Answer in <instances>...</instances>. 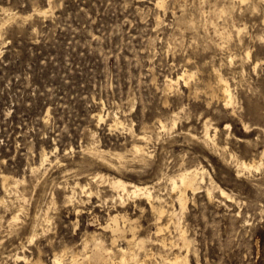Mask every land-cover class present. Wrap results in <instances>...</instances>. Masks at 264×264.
Listing matches in <instances>:
<instances>
[{"label":"rangeland","instance_id":"rangeland-1","mask_svg":"<svg viewBox=\"0 0 264 264\" xmlns=\"http://www.w3.org/2000/svg\"><path fill=\"white\" fill-rule=\"evenodd\" d=\"M262 22L264 0H0V264H29L16 255L34 260L38 249L39 264H53L56 252L66 264L76 254L110 264L94 243L117 254L127 247L123 237L113 244L106 227L117 211L148 240L144 250L133 244L147 264L185 255L183 231L192 239L189 264H264ZM187 69V82L166 80ZM221 73L232 89L228 105ZM206 123L213 142L204 137ZM138 133L147 139L138 142ZM136 141L150 153L146 162ZM261 158L259 169L236 173L237 159ZM196 166L205 181L186 190L181 213L170 177ZM210 176L218 186L211 198ZM116 178L151 186L167 209L163 217L142 195L120 199ZM165 237L177 245H161ZM87 241L89 249L81 248Z\"/></svg>","mask_w":264,"mask_h":264},{"label":"bare ground","instance_id":"bare-ground-1","mask_svg":"<svg viewBox=\"0 0 264 264\" xmlns=\"http://www.w3.org/2000/svg\"><path fill=\"white\" fill-rule=\"evenodd\" d=\"M203 1V0H202ZM240 1V0H239ZM224 2V1H223ZM245 2H247V3H249L248 1H245ZM256 2V1H255ZM158 3H162V1H158ZM202 3H204V2H202ZM259 3V2H258ZM257 3V4H258ZM184 4V3H183ZM233 4V3H232ZM230 5H231V3H230ZM222 6V5H221ZM226 6V5H225ZM258 6V5H257ZM180 7V6H179ZM252 7V6H251ZM235 8V6L233 7V9ZM218 9V8H217ZM223 9L224 8H222V11H223ZM226 9V8H225ZM45 10V9H44ZM221 10V9H220ZM220 10L218 9V11H219V13H220ZM46 11V10H45ZM48 11V10H47ZM180 11V10H179ZM216 11V10H215ZM226 11V10H225ZM227 11H228V9H227ZM234 11V10H233ZM42 12H43V9H42ZM175 12V11H174ZM44 13V12H43ZM217 13V12H216ZM219 13H217V14H219ZM225 13V12H224ZM227 13V12H226ZM176 14V13H175ZM29 15V14H28ZM204 15H205V13H204ZM224 15V14H223ZM30 16V15H29ZM218 16V15H217ZM220 16V15H219ZM231 17V16H230ZM225 19H226V17H225ZM160 20V19H159ZM204 20H205V18H204ZM7 21V20H6ZM191 21V20H190ZM210 21H212L211 19H210ZM218 21H219V18H218ZM263 21V20H262ZM5 22V21H4ZM183 22V24H185L184 23V21H182ZM182 22H181V24H182ZM192 22V21H191ZM209 22V21H208ZM233 22L234 21H232V22H230L231 24H232V26L234 27V25H233ZM190 23V22H189ZM194 23V22H193ZM213 23V22H212ZM221 23V22H220ZM225 23V22H224ZM264 22H262V24H263ZM216 25V24H215ZM219 25V24H218ZM223 25H225V24H223ZM228 26V25H227ZM235 27H237V26H235ZM179 28V27H178ZM217 28V27H216ZM225 28V27H224ZM183 29V28H182ZM203 29V28H202ZM219 29V28H218ZM217 29V30H218ZM226 29V28H225ZM225 29H224V31H225ZM183 30H185V28L183 29ZM207 30V29H206ZM237 30H239V31H241L242 29H241V27L239 28L238 27V29ZM238 31V32H239ZM229 32V31H228ZM204 33V32H203ZM208 33V32H207ZM175 34V33H174ZM236 34H237V32H236ZM189 35V34H188ZM209 35V34H208ZM220 35V34H219ZM228 35H231L230 33L228 34L227 33V36ZM174 36V35H173ZM229 37V36H228ZM227 37V38H228ZM223 38V37H222ZM221 38V40H223ZM177 41V40H176ZM191 41V40H190ZM194 41V40H193ZM216 43V42H215ZM221 43H223V42H221ZM169 44V43H168ZM174 44V43H173ZM205 44V43H204ZM218 44V43H217ZM225 44H226V42H225ZM228 44V43H227ZM198 45V44H197ZM214 45V44H213ZM219 45H216V47H218ZM177 47V46H176ZM175 48V47H174ZM205 49V48H204ZM208 50V49H207ZM248 54H250V52H248ZM230 56V55H229ZM190 58V57H189ZM189 63V62H188ZM211 67V66H210ZM216 67V66H215ZM215 69V68H214ZM217 70V69H216ZM187 71H188V69L187 70H185V71H183V72H181V73H177V76L176 77H168V79H166L168 82H169V84H174V83H178V82H180V81H184V82H187ZM214 71V70H213ZM218 73H220V72H218ZM190 75H191V73H190ZM224 77H225V75H223ZM192 77V76H191ZM224 77H222V73H221V76L219 77V79H220V81H221V88H222V91H223V95H224V98H225V102H224V104L226 105H228V104H231L232 102H233V94H232V89H231V86H230V84H229V82H228V80H226ZM190 81V78H189V80H188V82ZM179 84V83H178ZM201 84V83H200ZM207 85V84H206ZM186 86V85H185ZM169 87V86H168ZM198 87V86H197ZM172 88V87H171ZM199 88V87H198ZM218 88V87H217ZM195 89V88H194ZM215 89V88H214ZM217 90V89H216ZM215 90V91H216ZM194 91V90H193ZM197 91V90H196ZM200 91V90H199ZM205 91V90H204ZM209 91V90H208ZM189 92V94L191 93V91H188ZM217 93V92H216ZM218 93H220V92H218ZM198 94V93H197ZM212 94V93H211ZM203 95V94H202ZM196 96V95H195ZM208 99H210V97H208ZM219 99V98H218ZM207 102V101H206ZM234 103V102H233ZM232 106V105H231ZM226 107V106H225ZM228 107V106H227ZM98 115V114H97ZM117 119H116V121L118 120V116H115ZM101 118H103V116L100 114L99 115V119H101ZM177 119V118H176ZM209 120V119H208ZM173 121H175V120H173ZM118 122H120L119 120H118ZM122 122V121H121ZM176 122V121H175ZM210 123V122H209ZM175 124V123H174ZM162 125V127H166V124H164V123H162L161 124ZM160 125V126H161ZM226 125H228V127H230V124L229 123H227ZM205 136L204 137H206V140H209V141H212L213 142V139L215 140V137H213V136H215L214 134L212 135L210 132V126H212L211 124L209 125V124H205ZM144 127V126H143ZM172 127H173V124H172ZM204 127V126H203ZM227 127V126H226ZM148 129H149V126H148ZM147 129V130H148ZM204 129V128H203ZM137 130V129H136ZM147 130L145 131V132H147ZM141 131V130H140ZM203 131V130H202ZM214 131V130H213ZM134 132H136L135 130H134ZM150 132V131H149ZM149 132H147V133H149ZM215 132H217V127L215 128ZM215 132H213V133H215ZM150 133H152V132H150ZM131 134H132V132H131ZM155 134V133H154ZM134 134H132V136H133ZM148 135V134H147ZM160 135V134H159ZM158 134H157V136H159ZM200 136V135H199ZM136 137L138 138L137 140H138V142L141 140V139H147V136H146V134H142V133H138V134H136ZM151 137V136H150ZM159 138V137H158ZM200 138V137H199ZM140 139V140H139ZM209 141H206L207 143H206V146H207V144H210V142ZM137 141L135 142V143H133L134 145H133V148L135 149V151L139 154V156H141V159L142 160H144L145 162H146V160H148L147 159V156H148V154L150 155V153H148L146 150H145V147L143 146V145H141V144H139ZM145 144V143H144ZM217 144V143H216ZM132 146V145H131ZM212 147V146H211ZM219 147V146H218ZM217 147V148H218ZM98 149V148H97ZM147 149H148V147H147ZM222 149V148H221ZM87 150V149H86ZM89 150V149H88ZM91 150V149H90ZM218 150H219V148H218ZM104 151H106V149L104 150ZM108 151V150H107ZM131 151V150H130ZM134 151V152H135ZM97 152H98V154H100V156L101 157H103L104 159H107L106 158V156H104L103 155V152H101L100 150H97ZM125 152V151H124ZM124 152H122V155H123V153ZM128 152H129V150H128ZM127 152V153H128ZM151 152V151H150ZM225 152V151H224ZM264 152V151H263ZM117 153H119L118 151H117ZM131 153V152H130ZM132 154H133V152H132ZM136 154V153H135ZM263 154V153H262ZM43 160H46V158H47V152L44 150V152H43ZM111 155V154H110ZM119 155V157L120 156H122V155H120V154H118ZM134 155V154H133ZM132 155V156H133ZM152 155V154H151ZM222 155V158H223V153L221 154ZM125 156V155H124ZM230 156V155H229ZM90 157V156H89ZM98 157V156H97ZM129 157H130V155H129ZM136 157V156H135ZM95 158V157H94ZM100 158V157H99ZM102 158V159H103ZM123 158V157H122ZM229 158V157H228ZM228 158L226 157V156H224V158H223V160L225 161V163H228L229 162V160H228ZM48 159V158H47ZM101 159V160H102ZM119 159V158H118ZM130 159V158H129ZM132 159H134V158H132ZM131 159V160H132ZM150 159V158H149ZM161 159V158H160ZM42 160V161H43ZM122 160V159H121ZM136 160V159H135ZM141 160V161H142ZM222 160V161H223ZM261 160H262V158L260 159V160H256V159H253V160H251V161H248V160H245V159H241V160H238L237 159V163L235 164L236 165V167L237 168H235L236 169V173H238V174H241V172L243 173V171L244 170H246V169H248V170H251L252 168H257V169H259L260 167H261V165H262V162H261ZM103 161V160H102ZM106 161H108V163L109 164H112V160H106ZM123 161H125V159H123ZM133 161V160H132ZM140 161V160H139ZM139 161H138V163H139ZM140 161V162H141ZM162 161V160H161ZM44 162V161H43ZM100 162V161H99ZM104 162V161H103ZM116 162V161H115ZM126 162H129V161H126ZM165 162V161H164ZM125 163V162H124ZM123 163V164H124ZM131 163V162H130ZM135 163H136V161H135ZM142 163H143V161L141 162V165H142ZM160 163V162H159ZM178 163V162H177ZM182 163V162H181ZM231 163H233V162H231ZM121 164V163H120ZM127 164H129V163H127ZM126 164V165H127ZM166 164V163H165ZM179 164V163H178ZM116 165V164H115ZM148 165H149V163H148ZM160 165H162V164H160ZM174 165V164H173ZM177 165V164H176ZM183 165V164H182ZM200 165V164H199ZM128 166V165H127ZM126 166V167H127ZM143 166V165H142ZM165 166V165H164ZM144 167V166H143ZM156 167H157V165H156ZM169 167V166H168ZM109 168H110V166H109ZM112 168V167H111ZM125 168V167H124ZM130 168V167H129ZM133 168H134V166H133ZM136 168V167H135ZM134 168V170H136ZM146 168V167H145ZM161 168V167H160ZM33 170H31V171H34V170H36V169H38V166H34L33 168H32ZM128 169V168H127ZM182 170V169H181ZM130 171V170H129ZM137 171V170H136ZM139 171V170H138ZM163 171V170H162ZM165 171V170H164ZM163 171V172H164ZM205 169H204V167L203 166H196V167H193V168H184V170L183 171H181V172H179L177 175H173V176H171L170 177V183H171V188H172V190L173 191H177L178 192V194H177V198H176V200L179 202V205H180V209H181V213L184 211V209L186 208V205H187V194H186V190L187 189H193V190H196V189H198V188H200L201 186H200V184L201 183H203L204 181H205V177H206V175H205ZM235 171V170H234ZM162 173V172H161ZM158 174V173H157ZM169 174V173H168ZM237 174V175H238ZM165 175V174H164ZM163 175V176H164ZM171 175V174H170ZM101 176H103L102 174H101ZM162 176L160 175V178H161ZM93 178V177H92ZM97 178V177H96ZM123 178V177H122ZM159 178V177H158ZM210 178V183H209V185H207L206 186V190H207V193H208V196L211 198L212 196H213V190H214V188L217 186L216 184H214V180H213V178L210 176L209 177ZM8 180V179H7ZM113 180V179H112ZM111 180V182H112V184L111 185H113V187H115V188H118V190L120 191V193L118 194V196H119V198L120 199H122L123 201L125 200L124 198H125V195L126 196H128V197H141V195L143 196V197H145V199H147L148 200V203L150 204V208H152V210L153 211H155V213H157V215L159 216V219H161L162 217H163V215H164V213L167 211V209L165 208V205H163V204H156V201L157 200H160V197L159 196H156L157 194H154V192H153V190H152V188H151V186H149V185H146V184H139V183H135V182H130V181H126V180H123V179H121V178H116L115 180H113L112 181ZM169 181V180H168ZM7 182V181H6ZM69 182V181H68ZM70 183V182H69ZM66 184H68V183H66ZM77 184V183H76ZM16 185V184H15ZM79 185L81 186V184L79 183ZM73 186V185H72ZM4 187L6 188V190H8V188H7V183H4ZM18 187V186H17ZM84 187V186H83ZM218 187V186H217ZM12 188V187H11ZM73 188V187H72ZM86 188V187H85ZM94 188V187H93ZM19 189V188H18ZM74 189V188H73ZM83 189V188H82ZM81 189V190H82ZM92 189V188H91ZM97 189V188H96ZM87 190V189H86ZM117 190V189H116ZM17 191V190H16ZM65 191V190H64ZM71 191H72V189H71ZM93 190H91L90 191V193L92 192ZM220 191H221V193L222 194H227V192L224 190V189H222V188H220ZM8 192H9V190H8ZM97 192V191H96ZM72 193V192H71ZM84 193V192H83ZM87 193V192H86ZM23 195V194H22ZM14 197H16V196H14ZM69 197V199L72 197V195L70 194V196H68ZM118 198V199H119ZM19 199V198H18ZM22 199V198H21ZM12 201V200H11ZM11 201H10V203H11ZM73 201V200H72ZM71 201V202H72ZM85 201V200H84ZM120 201V200H119ZM123 201H120V202H122L123 203ZM146 201V200H145ZM70 202V203H71ZM158 202V201H157ZM160 202V201H159ZM20 208V207H19ZM125 208V207H124ZM78 209V208H77ZM80 209V208H79ZM78 209V210H79ZM78 210H76L77 212H79ZM151 210V209H150ZM125 212V211H124ZM122 213V212H116V213H114V214H110V217H109V222H108V224H107V226L106 227H109L110 228V230L112 231V236H113V239H112V243L113 244H116V242H117V240H119L118 239V237H123L124 239H126V241L128 242V245H127V247H119V246H117L118 247V251H119V253L117 254L115 251H114V249H112V248H105L103 245H102V243H104V241L101 243L99 240L98 241H95V243H94V245H95V247L94 246H92V248L94 247L95 249H96V254L98 255V259H99V257H101V258H103L102 260H104L105 262L107 261V260H110V264H129V262L128 261H131V262H133L132 264H147L146 263V258H144V259H142L141 258V256H139V253H137L136 251H135V249H133V244H135V245H137L138 246V248L139 249H142V248H145L146 246V242L148 241H146V237H144V238H140V236H138L137 237V224H136V222H135V220L134 219H132L130 216H128L126 213ZM178 213H179V211L178 212H175V210H173V211H171V213H170V215H172V217L171 218H173V217H176V215H178ZM38 214V213H37ZM34 215H35V213H34ZM34 215H33V217H34ZM42 215V214H41ZM15 217H16V214L14 215ZM13 216V217H14ZM18 216V215H17ZM37 216V215H36ZM44 216V215H43ZM48 216H50V215H48ZM12 217V218H13ZM12 218H11V221H12ZM32 218V217H31ZM47 218V217H46ZM50 218V217H49ZM178 218H180V217H178ZM16 219V218H15ZM0 220H2L1 218H0ZM50 220V219H49ZM31 221V220H30ZM33 221V220H32ZM13 222V221H12ZM8 223V222H7ZM11 223V222H10ZM29 223V222H28ZM36 223V222H35ZM44 223V222H43ZM106 223V222H105ZM157 223V222H156ZM12 224V223H11ZM10 224V225H11ZM32 224V223H31ZM35 225V224H34ZM31 227V226H30ZM105 227V228H106ZM157 230L160 232V231H162L165 227H164V224H161L160 223V220L158 221V226H157ZM104 229V228H103ZM107 229V228H106ZM42 230V232L41 233H43V229H41ZM38 231V230H37ZM36 230H34V232H33V234L31 235V237L29 238V241H33L36 237H37V235H38V233L39 232H37ZM110 231V232H111ZM128 231H130L131 232V234H132V236L130 237V236H127V232ZM129 232V233H130ZM159 232H157V234H159ZM95 233V232H94ZM99 233V232H98ZM40 235V234H39ZM96 234H93V236H95ZM103 235V234H102ZM103 237V236H102ZM38 238V237H37ZM36 238V239H37ZM84 238V237H83ZM97 238V237H96ZM50 239V238H49ZM85 239V238H84ZM83 239V240H84ZM98 239V238H97ZM123 239V240H124ZM157 239V238H156ZM155 239V240H156ZM159 240H160V238H158ZM100 240H103L102 238L100 239ZM122 240V239H121ZM158 240V241H159ZM48 241V240H47ZM91 241V240H90ZM93 241V242H94ZM157 241V240H156ZM155 241V242H156ZM181 241H182V246H180V247H183V248H185L186 249V254L185 255H182L181 254V252H176V253H174L172 256H167L166 258L164 257H162V256H160V257H162V259L164 260V262H165V264H189V259H188V252L190 251V249H191V245H192V239H190L186 234H184V231L183 232H181ZM80 242V241H79ZM92 242V243H93ZM123 242V241H122ZM121 242V243H122ZM49 243V242H48ZM72 243V242H71ZM110 243V242H109ZM111 243V244H112ZM120 243V242H119ZM154 243V242H153ZM171 244V246L173 247V246H176L177 245V243H174V241H169V242H167V239H166V237L165 238H163V239H161V245L163 244V245H168V244ZM53 244V243H52ZM72 244H74V243H72ZM71 244V245H72ZM88 244H89V242L87 241L86 242V244L84 245V246H82L81 248H83V247H87L88 246ZM106 244V243H105ZM124 244H125V242H124ZM127 244V243H126ZM49 245V244H48ZM65 245H66V243H65ZM75 245H77L76 244V242H75ZM64 246V245H63ZM81 246V245H80ZM109 246V245H108ZM112 246V245H111ZM164 246V247H165ZM69 247H70V244H69ZM72 247V246H71ZM110 247V246H109ZM149 247V246H148ZM169 247V246H168ZM35 248V247H34ZM54 248V247H53ZM88 249H89V247H87ZM86 248V249H87ZM38 249V248H37ZM71 249V248H70ZM71 250H73V249H71ZM76 250H78V249H76ZM80 250H82V249H80ZM105 251L107 254H108V256L107 257H105V256H103V252L102 251ZM116 250H117V248H116ZM136 250H138L137 248H136ZM142 250H144V249H142ZM83 251V250H82ZM85 251V250H84ZM139 251V250H138ZM150 251V250H149ZM149 251H147V252H149ZM41 252H42V250L41 249H38V253H37V258L36 259H34V260H29V258L27 257V255L26 254H17L16 256V258L15 259H17V260H23L24 262L25 261H27L29 264H39V261H41ZM54 252H56V251H54ZM66 252H68V251H66ZM75 252V251H74ZM85 252H87V251H85ZM90 252H92V251H90ZM145 252H146V249H145ZM151 252V251H150ZM154 252V251H153ZM35 253V252H34ZM156 253V252H155ZM71 254V253H70ZM74 254V253H73ZM141 254V253H140ZM148 254V253H147ZM31 255V254H30ZM78 254H76V255H72L71 257V260H70V262L68 263V264H101L100 262L98 263V262H92V259H91V255L90 254H87L86 256H85V258H87V260L85 261V260H80L79 258H78V256H77ZM80 255V254H79ZM85 255V254H84ZM142 255V254H141ZM150 255V254H149ZM167 255V254H166ZM32 256V255H31ZM63 256H64V253H58V252H56L55 254H54V258H53V264H66L65 262H64V258H63ZM92 256H93V254H92ZM145 255H143V257H144ZM30 257V256H29ZM81 257V256H80ZM83 257V256H82ZM145 257H147V256H145ZM31 258V257H30ZM84 258V257H83ZM149 258V257H148ZM43 259V258H42ZM69 259V258H68ZM16 261V260H15ZM17 262V261H16ZM41 263V262H40ZM150 263V262H149ZM160 263H162V262H160ZM52 264V263H51ZM105 264V263H104ZM109 264V263H108Z\"/></svg>","mask_w":264,"mask_h":264}]
</instances>
